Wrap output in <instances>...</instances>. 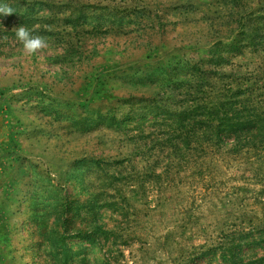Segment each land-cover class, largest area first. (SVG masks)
I'll return each mask as SVG.
<instances>
[{"label":"rangeland","instance_id":"1","mask_svg":"<svg viewBox=\"0 0 264 264\" xmlns=\"http://www.w3.org/2000/svg\"><path fill=\"white\" fill-rule=\"evenodd\" d=\"M0 4V264H264V0Z\"/></svg>","mask_w":264,"mask_h":264},{"label":"trees","instance_id":"2","mask_svg":"<svg viewBox=\"0 0 264 264\" xmlns=\"http://www.w3.org/2000/svg\"><path fill=\"white\" fill-rule=\"evenodd\" d=\"M247 91L242 93L245 97L241 100V110L239 113V126L244 132L255 134L264 133V99L254 96V93L246 95ZM256 137V136H253ZM250 144H247L248 147Z\"/></svg>","mask_w":264,"mask_h":264},{"label":"clouds","instance_id":"3","mask_svg":"<svg viewBox=\"0 0 264 264\" xmlns=\"http://www.w3.org/2000/svg\"><path fill=\"white\" fill-rule=\"evenodd\" d=\"M13 9L0 4V15L11 14ZM15 29L16 39L20 42L25 55L33 56L38 55L39 50L47 47V40L38 35H34L30 30L23 26H19Z\"/></svg>","mask_w":264,"mask_h":264},{"label":"crops","instance_id":"4","mask_svg":"<svg viewBox=\"0 0 264 264\" xmlns=\"http://www.w3.org/2000/svg\"><path fill=\"white\" fill-rule=\"evenodd\" d=\"M6 117L7 116H0V136L8 135L10 132L9 130H6V126L9 123V120H5Z\"/></svg>","mask_w":264,"mask_h":264}]
</instances>
